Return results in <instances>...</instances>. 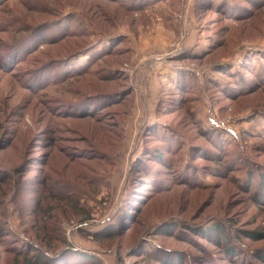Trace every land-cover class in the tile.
<instances>
[{"label":"rangeland","instance_id":"1","mask_svg":"<svg viewBox=\"0 0 264 264\" xmlns=\"http://www.w3.org/2000/svg\"><path fill=\"white\" fill-rule=\"evenodd\" d=\"M38 253L264 264V0H0V264Z\"/></svg>","mask_w":264,"mask_h":264},{"label":"trees","instance_id":"2","mask_svg":"<svg viewBox=\"0 0 264 264\" xmlns=\"http://www.w3.org/2000/svg\"><path fill=\"white\" fill-rule=\"evenodd\" d=\"M82 68L80 67V68H75V69H72L70 71H67L66 73L63 74L61 80L64 82V81H66L68 79L72 80L73 77L80 76L82 73H84L82 71L83 70ZM40 72L42 74V72H44V70H42ZM47 75H49V73ZM49 78H50L49 82H51V83L53 82L54 85H52V86H54V87L56 85L58 86L60 84V82L62 83V81L60 80V82H59V80L57 78L54 79L53 77H50V76H49ZM34 82L37 83L41 87L43 85L49 83V82L47 83L45 81H41V83H40V78L39 79L36 78ZM46 86H48V85H46ZM101 95H103V94H98V96L102 97ZM91 96H94V95L81 94L76 101H74V102L73 101L72 102H65L64 106L66 107V109L64 107L63 108L65 109V111L67 110L66 111L67 113L70 111L69 112L70 114H72L73 116H77L79 118H83V116L84 117H93L94 115L91 114V111L88 109L89 107H86V104H88V100H91V98H90ZM77 109H78V111H73V112L71 111V110H77ZM82 114H85V115H82ZM225 238L227 239V237H225ZM224 249L227 250V253H230L232 251V249H231V247H230V245H229V243L227 241H226V243L224 245ZM73 252H74L73 253L74 255L76 254L75 256L80 255V253H77L76 251H73ZM44 254L38 253V254H36L35 258H31V257H27L26 256L24 261L27 264H48V261H47L48 257H46ZM79 257H82V255L79 256ZM260 257L262 258L263 256L260 255L259 258ZM83 258L85 259L84 261H86L87 259L92 260L93 257L89 256V255H83ZM160 263L161 264H166V263H163V261H161Z\"/></svg>","mask_w":264,"mask_h":264},{"label":"crops","instance_id":"3","mask_svg":"<svg viewBox=\"0 0 264 264\" xmlns=\"http://www.w3.org/2000/svg\"><path fill=\"white\" fill-rule=\"evenodd\" d=\"M132 83H133V81H132V80H130V81H129V84H132ZM129 164H130V161H129Z\"/></svg>","mask_w":264,"mask_h":264}]
</instances>
